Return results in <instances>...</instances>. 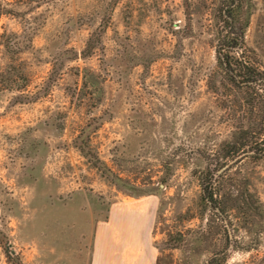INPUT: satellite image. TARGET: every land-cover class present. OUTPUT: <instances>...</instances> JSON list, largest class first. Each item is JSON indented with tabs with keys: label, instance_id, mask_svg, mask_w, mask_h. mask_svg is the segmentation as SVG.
<instances>
[{
	"label": "rangeland",
	"instance_id": "1",
	"mask_svg": "<svg viewBox=\"0 0 264 264\" xmlns=\"http://www.w3.org/2000/svg\"><path fill=\"white\" fill-rule=\"evenodd\" d=\"M244 1L235 30L232 0H0V264H264V151L232 164L264 92L221 65L245 32L264 74Z\"/></svg>",
	"mask_w": 264,
	"mask_h": 264
},
{
	"label": "trees",
	"instance_id": "2",
	"mask_svg": "<svg viewBox=\"0 0 264 264\" xmlns=\"http://www.w3.org/2000/svg\"><path fill=\"white\" fill-rule=\"evenodd\" d=\"M245 1L244 0H232V3L229 5V7L226 9L227 14L230 18L227 19L228 24L236 30V24L238 23V20H242L246 18V21L244 23L245 26L248 24V18L250 17L251 12L248 10V12L243 14L240 13L241 10L245 8ZM4 13V10L0 6V18L2 14ZM244 33L245 32H232L228 31L225 33L224 37L222 38V44L221 49H225L226 52L224 54L223 61H221L222 67L226 70V72L231 76V79L234 81V84L241 87L246 88H258L259 90H263L264 92V74L260 73L256 70V68L252 65H250L249 61L246 59V57L242 54H239L238 51L242 47V43L244 40ZM91 46L93 44H90ZM90 46L89 49H87L84 52V56H88L92 53V47ZM255 144H244L241 149L237 152L239 153L241 150H243V153L245 152L246 147H252L255 152L259 153L264 151V148H261L258 142H254ZM82 151H84V148L82 145L79 146ZM252 153V152H250ZM249 154V152H248ZM246 154V155H248ZM245 155V156H246ZM244 156V157H245ZM243 157V158H244ZM217 175L214 173L211 176L207 177V185L204 186V198L208 201H210L212 204H218L217 199L214 196L213 191V184L211 183V180L213 177H216ZM222 176V174H220ZM219 176V177H220ZM5 251L10 259L11 264H22L20 258L18 255H13L12 250L9 249V245L7 243L3 244Z\"/></svg>",
	"mask_w": 264,
	"mask_h": 264
},
{
	"label": "water",
	"instance_id": "3",
	"mask_svg": "<svg viewBox=\"0 0 264 264\" xmlns=\"http://www.w3.org/2000/svg\"><path fill=\"white\" fill-rule=\"evenodd\" d=\"M246 154H248V153H244V154H242L241 156H239L238 158H236V159L232 162V164L235 163L236 161H238L239 159H242ZM230 165H231V164H228L227 167H229ZM227 167H226V168H227ZM217 210L220 211L219 208H218Z\"/></svg>",
	"mask_w": 264,
	"mask_h": 264
},
{
	"label": "crops",
	"instance_id": "4",
	"mask_svg": "<svg viewBox=\"0 0 264 264\" xmlns=\"http://www.w3.org/2000/svg\"><path fill=\"white\" fill-rule=\"evenodd\" d=\"M95 244H96V248L99 249V250H101V248H100V244H99L98 242H96ZM99 250H97V251H99ZM97 253H98V252H97Z\"/></svg>",
	"mask_w": 264,
	"mask_h": 264
}]
</instances>
